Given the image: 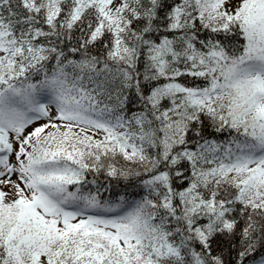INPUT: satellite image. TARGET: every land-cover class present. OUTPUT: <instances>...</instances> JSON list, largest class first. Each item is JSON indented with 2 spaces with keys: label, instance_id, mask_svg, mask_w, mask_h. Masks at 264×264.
<instances>
[{
  "label": "snow or ice",
  "instance_id": "snow-or-ice-1",
  "mask_svg": "<svg viewBox=\"0 0 264 264\" xmlns=\"http://www.w3.org/2000/svg\"><path fill=\"white\" fill-rule=\"evenodd\" d=\"M0 264H264V0H0Z\"/></svg>",
  "mask_w": 264,
  "mask_h": 264
},
{
  "label": "trees",
  "instance_id": "trees-1",
  "mask_svg": "<svg viewBox=\"0 0 264 264\" xmlns=\"http://www.w3.org/2000/svg\"><path fill=\"white\" fill-rule=\"evenodd\" d=\"M101 181L104 180V177L101 176L100 177ZM112 185L114 186V190L115 191H122L125 187V182L124 181H120L119 183L117 181H111ZM132 189H129V191H131ZM139 198V197H137Z\"/></svg>",
  "mask_w": 264,
  "mask_h": 264
},
{
  "label": "rangeland",
  "instance_id": "rangeland-1",
  "mask_svg": "<svg viewBox=\"0 0 264 264\" xmlns=\"http://www.w3.org/2000/svg\"><path fill=\"white\" fill-rule=\"evenodd\" d=\"M41 122H43V121H41ZM12 179H13V180H15V179H16V177H15V176H13V177H12Z\"/></svg>",
  "mask_w": 264,
  "mask_h": 264
}]
</instances>
